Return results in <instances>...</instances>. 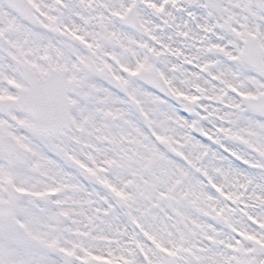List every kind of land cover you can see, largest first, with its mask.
<instances>
[{"label":"snow or ice","instance_id":"snow-or-ice-1","mask_svg":"<svg viewBox=\"0 0 264 264\" xmlns=\"http://www.w3.org/2000/svg\"><path fill=\"white\" fill-rule=\"evenodd\" d=\"M0 264H264V0H0Z\"/></svg>","mask_w":264,"mask_h":264}]
</instances>
